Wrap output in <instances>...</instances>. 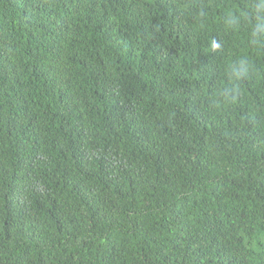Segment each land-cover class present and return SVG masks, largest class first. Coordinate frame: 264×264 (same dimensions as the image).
I'll return each instance as SVG.
<instances>
[{
    "label": "trees",
    "instance_id": "trees-1",
    "mask_svg": "<svg viewBox=\"0 0 264 264\" xmlns=\"http://www.w3.org/2000/svg\"><path fill=\"white\" fill-rule=\"evenodd\" d=\"M0 264H264V0H0Z\"/></svg>",
    "mask_w": 264,
    "mask_h": 264
}]
</instances>
